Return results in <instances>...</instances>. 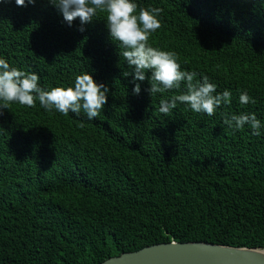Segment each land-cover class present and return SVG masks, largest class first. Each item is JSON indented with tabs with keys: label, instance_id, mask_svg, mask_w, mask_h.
Instances as JSON below:
<instances>
[{
	"label": "trees",
	"instance_id": "1",
	"mask_svg": "<svg viewBox=\"0 0 264 264\" xmlns=\"http://www.w3.org/2000/svg\"><path fill=\"white\" fill-rule=\"evenodd\" d=\"M160 7L149 43L174 50L232 102L211 117L183 104L167 116L131 72L99 13L78 30L48 0L0 2V54L45 88L81 71L109 87L89 121L36 104L0 115V264H96L170 240L264 247V130L223 124L230 113L264 122V0H138ZM199 78V77H197ZM255 103L241 105L238 91Z\"/></svg>",
	"mask_w": 264,
	"mask_h": 264
},
{
	"label": "clouds",
	"instance_id": "2",
	"mask_svg": "<svg viewBox=\"0 0 264 264\" xmlns=\"http://www.w3.org/2000/svg\"><path fill=\"white\" fill-rule=\"evenodd\" d=\"M8 2V0H0ZM35 0H14L17 6L31 5ZM62 15L64 22L71 27L74 20L79 21L78 30L83 32L84 25L92 22L99 13L108 35L118 42L123 57L131 72L133 87L131 93L139 95L141 83L147 80L145 91L150 97L172 90L183 91L159 100L158 112L167 116L169 112L183 104L193 113L209 117L222 106L232 102L231 89L217 91V84L203 73L185 69L178 62L174 50H164L149 43V38L162 26L160 7H143L138 0H48ZM93 73L81 71L69 84L50 88L42 87L40 76L33 71L10 65L9 59L0 54V110L10 104H19L28 108L39 107L45 112H56L67 116L69 113L79 117L81 113L92 121L107 102L109 87L102 81L95 80ZM199 77V78H197ZM238 91L241 105L255 103V99L246 90ZM2 115V111H0ZM223 124L233 131L245 126L251 135L260 136L264 122L254 112L230 113L223 119Z\"/></svg>",
	"mask_w": 264,
	"mask_h": 264
},
{
	"label": "water",
	"instance_id": "3",
	"mask_svg": "<svg viewBox=\"0 0 264 264\" xmlns=\"http://www.w3.org/2000/svg\"><path fill=\"white\" fill-rule=\"evenodd\" d=\"M96 264H264V247L170 240L122 252Z\"/></svg>",
	"mask_w": 264,
	"mask_h": 264
}]
</instances>
